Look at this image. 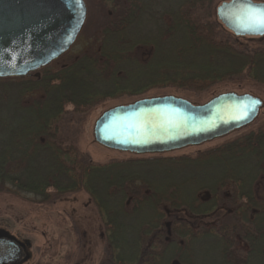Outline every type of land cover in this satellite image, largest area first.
Returning a JSON list of instances; mask_svg holds the SVG:
<instances>
[{"label": "trees", "instance_id": "16d2710c", "mask_svg": "<svg viewBox=\"0 0 264 264\" xmlns=\"http://www.w3.org/2000/svg\"><path fill=\"white\" fill-rule=\"evenodd\" d=\"M91 1L106 18L97 45L25 77L0 78V194H30L38 206L86 196L91 209L79 203L71 213L74 245L61 264H202L194 258L200 246L217 251L216 264H264V247L241 259L223 254V236L238 233V221L186 220L209 210L194 208L204 192L260 179L257 118L248 133L193 153L125 152L98 162L76 144L88 111L109 99L162 87L197 93L234 79L264 84V44H240L218 22L215 9L226 0ZM41 260L27 253L20 264Z\"/></svg>", "mask_w": 264, "mask_h": 264}, {"label": "water", "instance_id": "95a60500", "mask_svg": "<svg viewBox=\"0 0 264 264\" xmlns=\"http://www.w3.org/2000/svg\"><path fill=\"white\" fill-rule=\"evenodd\" d=\"M264 1L226 0L215 9L218 22L236 37H257L237 19L245 5ZM84 0H0V78L25 77L66 53L86 18ZM259 100L247 119L240 105ZM263 106L250 93L221 92L203 103L175 95L143 97L103 111L93 137L99 145L136 154L169 152L222 137L253 122ZM25 245L0 229V264H20Z\"/></svg>", "mask_w": 264, "mask_h": 264}, {"label": "rangeland", "instance_id": "374dc122", "mask_svg": "<svg viewBox=\"0 0 264 264\" xmlns=\"http://www.w3.org/2000/svg\"><path fill=\"white\" fill-rule=\"evenodd\" d=\"M85 2L87 6V15L84 25L79 33L78 40L73 44L67 56H64L63 61L65 58L77 54L90 43L94 42L95 45H97L98 42H100L101 36L98 32L106 21L105 15L91 0H86ZM149 26L150 23L141 25L140 30L145 31V28L147 29ZM128 32L132 34V36H135V32ZM260 43L261 41L253 39L240 40V44H246L249 48L261 45ZM262 44H264V42ZM227 91H234L239 94L250 93L260 97L264 101V84H256L243 79L224 81L203 92L193 93L174 89L172 87H162L151 89L143 96L175 95L193 103H203L213 96ZM135 99V97L129 98L126 96H122L119 99H109L89 110L86 114L83 129L76 141L77 147L87 152L94 161L98 162H104L110 158L126 157L127 154L125 152L111 150L96 143L92 128L95 120L103 111L115 105L128 103ZM253 124L251 127H255L257 124H264V107L260 110ZM244 129L241 131H234L228 135L199 145L175 149L168 152V154L176 155L203 150L207 147L220 144L224 140L238 135V133L240 134ZM34 199V196L25 193L13 194L12 196L0 194V229L7 231L12 236L17 235L21 239H24L25 241L22 243L25 245L27 253H32L33 258L41 256V264H61L65 259L67 250L74 245V237L69 228L70 221H72L70 216L72 215L71 213L78 208L80 202L74 203L63 199L62 201L66 202H57L49 206H38L39 203L36 202L38 200ZM85 200L86 196H81L80 201L84 202ZM216 252L217 251L213 247H195L194 258L202 264H216V261L213 260Z\"/></svg>", "mask_w": 264, "mask_h": 264}, {"label": "flooded vegetation", "instance_id": "af4514ba", "mask_svg": "<svg viewBox=\"0 0 264 264\" xmlns=\"http://www.w3.org/2000/svg\"><path fill=\"white\" fill-rule=\"evenodd\" d=\"M85 1L86 0H84V3L86 5ZM101 28L98 33H100ZM78 37L79 34L75 42L78 40ZM242 38L246 40L253 39V40L261 41L260 44L264 42V34L257 37H242ZM70 49L64 54H67L70 51ZM263 107H264V101L262 108ZM250 124L241 127L239 129H236L234 131H241L242 129L245 128L244 131H242L240 134L238 133V135H241L243 133L246 134L249 132L247 131L248 130L247 127ZM234 131H231L228 134ZM259 178L260 179L258 181L253 182L252 184L248 180L244 179L242 182L243 184L238 186L229 183L225 185L224 188L222 189L220 188L221 190L218 189L211 194L208 191L204 192L205 197L199 195L198 196L199 201L198 203L194 204V208L200 207V205L203 207L206 205V207L209 210L208 211L198 210L195 212L188 213L190 219H186L187 221H238L239 222L240 227L238 233L230 234V236H227L225 234L223 236L224 238L223 254L226 257L231 258V255L234 256L235 253H237L239 254V259H241L243 253L247 254L248 256L252 255L251 248L254 247L257 250L258 249L262 250L264 247V238H260L262 236L261 234L264 233V183H263L264 172H262L259 175ZM80 195L83 196L82 194ZM81 206L84 210L91 209V207L86 206L85 202H81ZM89 215L91 216L90 218L91 221H96V218L93 215L91 214ZM79 219L83 221L84 217L81 216L79 217ZM234 229H235V225L234 226L231 225V230ZM210 239L212 242L214 241L213 238ZM228 262H231L232 264H247L245 260L240 262L229 260Z\"/></svg>", "mask_w": 264, "mask_h": 264}, {"label": "snow or ice", "instance_id": "6c2138e0", "mask_svg": "<svg viewBox=\"0 0 264 264\" xmlns=\"http://www.w3.org/2000/svg\"><path fill=\"white\" fill-rule=\"evenodd\" d=\"M245 31L264 32V8H258L251 4L245 5L241 10V15L237 18ZM260 104L259 100H250L240 105L242 115L236 119H247L248 115L256 110Z\"/></svg>", "mask_w": 264, "mask_h": 264}]
</instances>
